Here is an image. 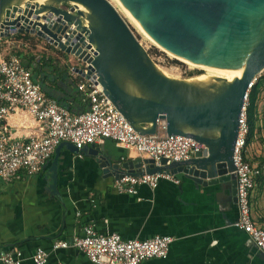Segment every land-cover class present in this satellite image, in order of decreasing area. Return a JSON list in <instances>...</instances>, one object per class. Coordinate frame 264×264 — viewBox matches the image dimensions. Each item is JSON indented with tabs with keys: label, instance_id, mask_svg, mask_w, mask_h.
I'll return each mask as SVG.
<instances>
[{
	"label": "water",
	"instance_id": "1",
	"mask_svg": "<svg viewBox=\"0 0 264 264\" xmlns=\"http://www.w3.org/2000/svg\"><path fill=\"white\" fill-rule=\"evenodd\" d=\"M120 2L166 51L205 67L242 71V77L231 81L169 77L109 0H0V37L28 33L88 64L139 134L157 135L164 123L167 136L192 138L203 146L191 159L169 166L166 160L155 166L153 160L142 158L114 162L101 148L86 146L82 152L94 153L104 174L120 178L171 173L203 187L230 189L231 200L237 203L235 144L245 96L264 70V0ZM64 4L75 7L65 10ZM32 15L34 22L28 21ZM82 29L84 41L78 36ZM77 72L83 74L82 69ZM63 147L80 152L68 142L57 148L53 188Z\"/></svg>",
	"mask_w": 264,
	"mask_h": 264
},
{
	"label": "crops",
	"instance_id": "2",
	"mask_svg": "<svg viewBox=\"0 0 264 264\" xmlns=\"http://www.w3.org/2000/svg\"><path fill=\"white\" fill-rule=\"evenodd\" d=\"M263 86L261 81L260 90ZM257 116L248 156L262 171L252 194V217L264 227V92L258 96ZM8 122L15 140L42 134L39 122L27 112L14 113ZM95 147L114 162L140 158L109 139ZM55 156L36 176L0 180V253L15 248L23 253V264H35L32 256L43 248L49 254L47 264H91L78 249L54 251L53 244L71 242L82 234L83 225L92 224L103 235L129 240L173 238L165 259L142 264H264V254L235 226L239 212L230 189L203 187L188 179L180 185L163 180L156 189L143 185L137 195L120 194L113 186L115 177L104 174L94 153L80 157L67 147L58 156L53 188Z\"/></svg>",
	"mask_w": 264,
	"mask_h": 264
},
{
	"label": "built area",
	"instance_id": "3",
	"mask_svg": "<svg viewBox=\"0 0 264 264\" xmlns=\"http://www.w3.org/2000/svg\"><path fill=\"white\" fill-rule=\"evenodd\" d=\"M75 6L71 5V8ZM78 9H82L79 7ZM76 12V10H75ZM10 37H0V50L5 44L15 41ZM28 34V33H22ZM30 35V34H29ZM32 36V35H31ZM82 62V61H81ZM72 67V66H71ZM71 68L74 77H80L78 90L89 109L83 113H72L55 99L47 97L40 83L33 79L32 69L19 53L7 56L0 52V180L11 183L23 176L40 174L53 159L57 148L65 142L71 143L82 156L86 146L95 145L106 139L122 145L136 153L143 160H153L155 166H166L173 162H183L194 157L201 146L192 138L167 136L166 125H161L163 133L141 135L115 107L98 83L95 73L84 63L83 74ZM264 70L249 86L244 106L239 118V132L235 144L234 164L237 175L238 218L235 226L247 234L264 254V227L252 217V194L261 169L246 158L249 135L248 107L250 91L257 85ZM27 112L41 125L42 134L27 140H15L9 118L14 113ZM147 165L143 163V168ZM163 180L180 185L182 180L171 173H143L124 175L114 179V189L120 194L137 195L140 186L156 189ZM78 217L81 213L77 214ZM173 242L172 237L155 236L145 240L124 239L119 234L103 235L92 224L82 227V234L73 240H59L53 250L73 247L85 254L91 264H142L144 261L165 259ZM49 254L38 248L32 256L35 264H47ZM1 264H23V253L10 249L0 253Z\"/></svg>",
	"mask_w": 264,
	"mask_h": 264
},
{
	"label": "trees",
	"instance_id": "4",
	"mask_svg": "<svg viewBox=\"0 0 264 264\" xmlns=\"http://www.w3.org/2000/svg\"><path fill=\"white\" fill-rule=\"evenodd\" d=\"M14 38L26 41L32 39L29 34H18L15 35ZM24 60L26 65L32 69L33 79L40 83L47 97L55 99L60 105L68 108L72 113H83L89 109V105L83 101V96L78 90V83L81 78L74 77L71 74V66H61L54 59L39 58L36 55L24 57ZM260 86L261 80L250 91V104L247 111L249 135L247 140L246 159L252 164L254 163L248 156V148L255 140L257 130V100L260 94ZM258 167L260 168V166Z\"/></svg>",
	"mask_w": 264,
	"mask_h": 264
},
{
	"label": "rangeland",
	"instance_id": "5",
	"mask_svg": "<svg viewBox=\"0 0 264 264\" xmlns=\"http://www.w3.org/2000/svg\"><path fill=\"white\" fill-rule=\"evenodd\" d=\"M109 1L121 14L120 7L113 0ZM62 8L65 10H69L71 8V4H64ZM123 18L130 25L134 34L136 35L140 43L146 48L154 62L166 73V75L177 79H196L202 77L203 75L208 76V78L211 77L209 72L203 69L192 67L186 64L184 61H180L170 56L168 53L155 46L150 40L141 35L124 16ZM31 37L32 39L28 41L22 39L17 40L13 38L15 41L11 42L10 44H5L0 52L6 56L10 53H19L23 58L30 55H36L39 58L43 57L45 59L50 58L54 59L61 66L69 65V67L75 66L77 68L84 66L83 62L79 61L72 55H68L60 51L58 48L54 47L47 41L39 39L36 36ZM260 80L264 82V74ZM262 92H264V86L263 89L260 90V93ZM159 131L160 133L164 132L161 126ZM252 144H254V141ZM252 144L250 146H253ZM251 148L252 147H250V149Z\"/></svg>",
	"mask_w": 264,
	"mask_h": 264
},
{
	"label": "bare ground",
	"instance_id": "6",
	"mask_svg": "<svg viewBox=\"0 0 264 264\" xmlns=\"http://www.w3.org/2000/svg\"><path fill=\"white\" fill-rule=\"evenodd\" d=\"M119 7H120V12L121 14L129 21V23L136 28V30L143 35L144 37H146L148 40H150L155 46H157L158 48H160L161 50L165 51L166 53H168L170 56L180 60V61H184L186 64L198 68V69H203L207 72L210 73L211 77H219V78H225L227 80H233L234 78H238V77H242L243 72L242 71H237V70H230V69H216V68H210V67H205L202 65H198V64H194L191 61H188L186 59L177 57L173 54H171L170 52L166 51L165 49H163L150 35H148V33H146V31L144 30V28L142 27V25L139 23V21L123 6V4L120 2V0H113ZM42 16L44 14H41ZM35 16L32 15L31 18H28V21H33L34 22ZM73 28L76 29V25L73 24L72 25ZM84 29H82V31H78V36L80 35V40L84 41L87 40L86 35L84 34ZM88 52H90L91 50H87ZM208 78V76H202L199 77L198 79L200 80H206Z\"/></svg>",
	"mask_w": 264,
	"mask_h": 264
}]
</instances>
